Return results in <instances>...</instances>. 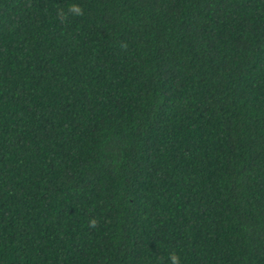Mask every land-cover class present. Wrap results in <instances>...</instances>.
Instances as JSON below:
<instances>
[{
  "label": "trees",
  "instance_id": "1",
  "mask_svg": "<svg viewBox=\"0 0 264 264\" xmlns=\"http://www.w3.org/2000/svg\"><path fill=\"white\" fill-rule=\"evenodd\" d=\"M171 252L264 264V0H0V264Z\"/></svg>",
  "mask_w": 264,
  "mask_h": 264
},
{
  "label": "clouds",
  "instance_id": "2",
  "mask_svg": "<svg viewBox=\"0 0 264 264\" xmlns=\"http://www.w3.org/2000/svg\"><path fill=\"white\" fill-rule=\"evenodd\" d=\"M84 15V8L79 3H72L68 5L67 11L64 9H59L57 13V19L61 22H66L69 16H82ZM99 221L97 218H92L89 221V227L95 228L98 225ZM170 264H181L180 256L175 253L171 252L169 254Z\"/></svg>",
  "mask_w": 264,
  "mask_h": 264
}]
</instances>
